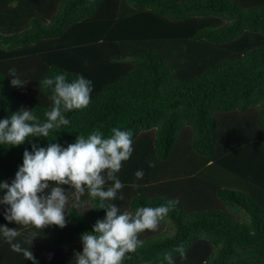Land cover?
<instances>
[{
  "label": "trees",
  "instance_id": "obj_1",
  "mask_svg": "<svg viewBox=\"0 0 264 264\" xmlns=\"http://www.w3.org/2000/svg\"><path fill=\"white\" fill-rule=\"evenodd\" d=\"M60 73L92 81L89 106L64 113L69 125L48 138L0 145V182L32 143L67 147L118 127L134 151L117 174L123 200L86 193L64 228L10 223L0 205V225L39 264H75L82 233L106 217L101 203L134 211L176 198L124 264H167L178 245L186 258L173 252L175 264H264V0H0V119L23 107L45 121L52 91L41 81ZM0 264L33 262L0 235Z\"/></svg>",
  "mask_w": 264,
  "mask_h": 264
},
{
  "label": "clouds",
  "instance_id": "obj_2",
  "mask_svg": "<svg viewBox=\"0 0 264 264\" xmlns=\"http://www.w3.org/2000/svg\"><path fill=\"white\" fill-rule=\"evenodd\" d=\"M9 76L13 87L27 83L14 68L9 69ZM41 85L52 91V107L45 113L46 120L40 121L33 109L22 107L10 117L0 119V145L20 146L31 142L32 138H48L50 132L69 125L64 113L87 108L91 102L93 83L83 75L69 81L67 74L60 73L45 77ZM133 151V132L118 127L112 128L108 137L99 130L87 137L78 135L67 147L59 143H49L47 147L32 143V151H24L23 164L11 183L0 182V191L5 193L0 197V205L6 206L4 218L10 223L32 225L36 229L44 230L53 225L64 228L69 204L84 207L86 202L81 198L86 193L102 202L122 201L123 196L117 194L124 185L117 174ZM149 167H155V163L150 162ZM135 176L143 179L144 171L137 170ZM65 185L71 190H66ZM178 204L176 198L156 207H138L133 211L122 209L116 203L107 206L101 203L99 209H106V217L97 220L92 231L82 233L83 250L74 254L75 264H124L130 259L129 254L143 247L140 235L146 230L156 231ZM0 235L13 251L39 264L32 248H24L16 242L20 236L17 229L0 225ZM36 237L38 235L32 233L27 242L32 245ZM173 252L186 258L184 246L178 245L163 254L167 264H175Z\"/></svg>",
  "mask_w": 264,
  "mask_h": 264
}]
</instances>
